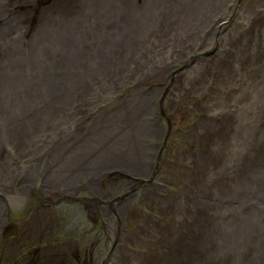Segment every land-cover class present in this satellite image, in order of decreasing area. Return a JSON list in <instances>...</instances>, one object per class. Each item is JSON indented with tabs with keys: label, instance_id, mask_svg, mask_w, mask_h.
Listing matches in <instances>:
<instances>
[{
	"label": "rangeland",
	"instance_id": "374dc122",
	"mask_svg": "<svg viewBox=\"0 0 264 264\" xmlns=\"http://www.w3.org/2000/svg\"><path fill=\"white\" fill-rule=\"evenodd\" d=\"M146 40L159 45L149 49ZM143 56L141 67L132 64ZM149 57L159 63L146 65ZM169 57L174 63L162 65ZM93 64L106 74L88 72ZM197 68L218 83L215 92L201 95ZM230 71L229 107L210 121ZM244 92L248 103L258 99L234 106ZM145 100L148 109L129 107ZM134 117L146 167L117 154L102 159V151L85 173L55 178L61 165L49 161L64 162L60 149L68 164L102 144L110 150L102 140L128 136ZM151 119L168 131L153 141L157 149ZM0 143L8 160L0 264L34 256L36 264H89L81 254L89 245L94 264L107 255V264H264V0H0ZM159 157L155 173L147 171ZM82 185L100 195L61 192ZM107 193L116 207L106 212L99 198Z\"/></svg>",
	"mask_w": 264,
	"mask_h": 264
},
{
	"label": "bare ground",
	"instance_id": "6f19581e",
	"mask_svg": "<svg viewBox=\"0 0 264 264\" xmlns=\"http://www.w3.org/2000/svg\"><path fill=\"white\" fill-rule=\"evenodd\" d=\"M90 2V1H89ZM98 2V1H97ZM109 3V2H108ZM99 4V3H98ZM103 5V4H102ZM117 5H118V3H117ZM108 6V5H107ZM90 7V6H89ZM88 7V8H89ZM104 8V7H103ZM108 8V7H107ZM81 9V8H80ZM109 9V8H108ZM208 9V8H207ZM91 10V9H90ZM95 10V9H94ZM107 10V9H106ZM96 11V10H95ZM117 11V10H116ZM98 12V11H97ZM99 13V12H98ZM108 15V14H107ZM123 15L121 14V17H122ZM117 17V16H116ZM118 17H119V15H118ZM61 18V17H60ZM65 18V17H64ZM123 20L122 21H124V22H126L125 21V19L124 18H122ZM69 20L70 19H68V20H65V21H63L62 22V20H60L61 22H62V24H68L69 23ZM112 21V20H111ZM87 22V21H86ZM128 22V21H127ZM87 23H89V21L87 22ZM105 23V22H104ZM219 23V22H218ZM46 24L47 25H49L47 22H46ZM81 24V23H80ZM114 24V23H113ZM105 25V24H104ZM51 27V26H50ZM99 27V26H98ZM219 27V26H218ZM76 28V27H75ZM107 29V28H106ZM53 30V29H52ZM103 30V29H102ZM106 31V30H105ZM97 32V31H96ZM58 33V32H57ZM86 34V33H85ZM89 34V33H88ZM107 34V33H106ZM65 35V34H64ZM90 35V34H89ZM92 35V34H91ZM102 35V34H101ZM104 35V34H103ZM100 36V35H99ZM105 36V35H104ZM26 38V37H25ZM50 38V37H49ZM76 39V38H75ZM82 40V39H81ZM33 41V40H32ZM68 42V41H67ZM79 42V41H78ZM134 42V41H133ZM146 43V45L149 47V49H150V46H153V47H158V45H159V41H157V42H153V41H149V40H146L145 41ZM151 44H150V43ZM128 43V42H127ZM57 44V43H56ZM163 44L164 43H162V45H160V46H163ZM40 45V44H39ZM78 45V44H77ZM134 45H135V43H134ZM140 45V44H139ZM44 47V46H43ZM167 48V47H166ZM188 48V47H187ZM65 49V48H64ZM81 50L83 49V48H80ZM69 50V49H68ZM48 52V51H47ZM85 52H87V51H85ZM155 52V51H154ZM49 54V53H48ZM99 54H101V53H99ZM103 54V53H102ZM116 54V53H115ZM156 54V53H155ZM140 56V55H139ZM50 57V56H49ZM125 57V56H124ZM166 57H168V56H166ZM166 57H160L161 58V62L164 60V59H166ZM149 58H151V57H149ZM50 59V58H49ZM54 59V58H53ZM141 59V60H140ZM153 59V60H152ZM170 59V60H169ZM42 60V59H41ZM48 60V59H47ZM129 60V59H128ZM106 61V60H105ZM51 62H53V61H51ZM58 62V61H57ZM173 61L171 60V58L169 57L167 60H165V62L164 63H162V65H165V64H173L172 63ZM74 63H75V61H74ZM77 63V62H76ZM159 63V58H151V62H149V63H146V65H148V66H154V65H156V64H158ZM133 65H136V66H140L141 67V64H145V57L143 56V59L142 58H136L135 59V61L132 63ZM49 65V64H48ZM48 65H46V66H48ZM54 65V64H53ZM77 65H78V63H77ZM36 66V65H35ZM40 66H42V65H40ZM56 66V65H55ZM98 66H100V65H98V64H93V65H89V68H91V70H87L88 72H93V70L95 69L96 71H98L97 72V74H99L100 76H102V75H105L106 73H105V69H103L102 71L100 70V68L98 67ZM159 66V65H158ZM57 67V66H56ZM113 67V66H112ZM130 67V66H129ZM50 68V67H49ZM124 68H125V66H124ZM166 68V67H165ZM52 69H54L53 67H52ZM58 68H56V70H57ZM45 70V69H44ZM50 70V69H49ZM120 70V69H119ZM16 71V70H15ZM54 71V70H53ZM72 71V70H71ZM44 72V71H43ZM50 73V72H49ZM95 73V72H94ZM48 74V73H47ZM53 74H56V72L55 73H53ZM58 74H60V72L58 73ZM64 74V73H63ZM45 75V74H44ZM74 75V74H73ZM85 75V74H84ZM41 76V75H40ZM92 76V75H91ZM109 78V77H108ZM88 79V78H87ZM35 82V81H34ZM51 83V82H50ZM99 83V82H98ZM103 84H104V82H103ZM27 85V84H26ZM49 85V84H48ZM78 85V84H77ZM105 86H107L108 87V85H106V84H104ZM104 85H101L104 89L103 90H105L106 89V87L104 86ZM32 86V85H31ZM79 86V85H78ZM26 88H28V87H26ZM64 88V87H63ZM77 89V88H76ZM109 89V88H108ZM41 90V89H40ZM64 90V89H63ZM93 90V89H92ZM47 91H49V90H47ZM55 91V90H54ZM90 92V91H89ZM100 92V91H99ZM107 92H109V91H107ZM107 92H103V94L106 96V93ZM111 92V91H110ZM20 93V92H19ZM18 93V94H19ZM55 93V92H54ZM79 93V92H78ZM112 93V92H111ZM21 94V93H20ZM53 94V93H52ZM65 94V93H64ZM71 94V93H70ZM69 94V95H70ZM110 94V93H109ZM17 95V94H16ZM24 95V94H23ZM101 95V94H100ZM30 96V95H29ZM87 96V95H86ZM25 97V96H24ZM47 97V96H46ZM69 97V96H68ZM67 97V98H68ZM72 97V96H71ZM110 97V96H109ZM35 98V97H34ZM28 99V98H27ZM43 99V98H42ZM72 99V98H71ZM13 101V100H12ZM57 101V100H56ZM12 103V102H11ZM52 103V102H51ZM59 103V102H58ZM99 103V102H98ZM14 104V103H13ZM53 104V103H52ZM61 104V103H60ZM76 104V103H75ZM138 104H141L142 105V109L144 108V109H148L147 107H149V104H150V100L147 102L146 100L145 101H142L141 103H138V102H134V101H132L131 102V104L129 105V107H131V108H137L138 106ZM47 105V104H46ZM57 105V104H56ZM11 106V105H10ZM43 106V105H42ZM50 106V105H49ZM63 106H65V105H63ZM72 106V105H71ZM70 106V107H71ZM137 106V107H136ZM60 107V106H59ZM62 107V106H61ZM67 107V106H66ZM39 108V107H38ZM55 108V107H54ZM56 108H57V106H56ZM55 108V109H56ZM64 108V107H63ZM52 109V108H51ZM64 110V109H63ZM136 110V109H135ZM40 111V110H39ZM56 111V110H55ZM61 111V110H60ZM122 111V110H121ZM48 112V111H47ZM66 112V111H65ZM68 114V113H67ZM23 116V115H22ZM44 116V115H43ZM128 117H129V113H126L125 114V120H128ZM136 119V117H134V118H132L131 120H132V122H130V123H132V126H130V129L131 130H129V134H128V136H124L123 138H117V139H115V138H113V141L112 140H108L109 142H107V141H104V140H102L103 141V143H105V144H108V146L107 147H109L110 148V150L109 149H107L106 148V151L104 150L105 149V146L106 145H104V144H102V145H100V146H104V148L102 149L100 146H98V148H97V150L98 151H94V152H91L92 154H95L94 156H92L90 159L88 158V156H90L91 155V153L89 152V153H85V154H82V158H81V160L79 161V160H76V161H73V159L71 158V155H70V158H71V163L70 164H68V161H69V156L67 155L66 156V153H64V150L63 149H60V156H63L64 155V157L66 158V159H64V162H62V163H60V161H58V159H59V156L58 157H56V158H54V159H52L51 161H49V165L52 163V164H57V163H59V165H61V168L56 172L55 170H54V172H56V175L57 174H59V175H57V177H55V178H61V179H68V180H72L73 179V176H74V174H79L80 172H84L85 173V171H87V169L86 168H84V165L85 166H93V164L95 163V162H93L92 161V159L93 158H95L96 156L98 157V155H100V153L103 151V153L105 152V154L104 155H102V159L103 158H105V157H107V155L109 154V157L107 158V160H110L111 162H114V157H115V154H117L118 155V157H119V159H128L130 162L131 161H137L138 163H139V166L138 167H141V168H144L145 166H146V162H147V157H148V153H145V154H143L142 153V149H141V145L139 144V142H138V139H137V136H136V134H135V127H136V123H137V120H135ZM43 120V119H42ZM46 120V119H45ZM51 120V119H50ZM77 121H79V120H77ZM47 122V121H46ZM241 122V121H240ZM44 123V122H43ZM244 123V122H243ZM64 124V123H63ZM29 125V124H28ZM44 125V124H43ZM161 125V124H160ZM241 125V124H240ZM62 126V125H61ZM128 126V125H127ZM100 127H102V125H101V123H93V125L90 127V131H97V133H100L99 132V130H100ZM91 128H92V130H91ZM242 128V127H241ZM61 129H62V127H61ZM93 131V132H94ZM102 131V130H101ZM145 131H147V129L145 130ZM107 132H111L110 130H107ZM136 132H138V130L136 131ZM148 135H150V137L149 138H151V142H155L156 140H159L160 139V133L162 134L163 133V131H162V129L160 128V126H159V124H158V121H155V120H153V119H151V121H150V124H149V128H148ZM16 133V132H15ZM35 133V132H34ZM112 133V132H111ZM245 133H248V130L247 131H245ZM17 134V133H16ZM115 135V134H114ZM143 135H145V134H143ZM112 136V135H111ZM92 137V136H91ZM94 137V136H93ZM113 137V136H112ZM119 137V136H118ZM85 138V137H84ZM51 139V138H50ZM107 140V139H106ZM13 142V141H12ZM20 142V141H19ZM153 142V143H154ZM152 143V147H155L156 148V146H155V144L156 143H154L153 144ZM9 144V143H8ZM95 144V143H94ZM151 144V143H150ZM18 145H19V143H18ZM27 145V144H26ZM60 145V144H59ZM64 145V144H63ZM117 145V146H116ZM37 146V145H36ZM59 147H61V145L59 146ZM77 147V146H76ZM80 147V146H79ZM91 147V146H90ZM0 148H2V145H1V143H0ZM19 148H20V146H19ZM30 148V147H29ZM158 148V147H157ZM156 148V149H157ZM33 150V149H32ZM27 151V150H26ZM41 151V150H40ZM42 152V151H41ZM29 153V152H28ZM0 154H1V152H0ZM152 154V153H151ZM39 155V154H38ZM124 155V156H123ZM42 156V155H41ZM44 156V155H43ZM56 156H57V153H56ZM79 156V155H78ZM48 157V156H47ZM42 158V157H41ZM8 159V158H7ZM61 159V158H60ZM7 161L8 160H6V159H2V160H0V182L1 181H3L4 179H5V177H6V174L3 172L4 170H1L2 169V166L4 167V166H6L7 165ZM79 161V162H78ZM128 161V162H129ZM140 161H144V164H142ZM131 163H133V162H131ZM106 165V164H105ZM12 168V167H11ZM104 168H105V166H104ZM109 169V168H108ZM107 169V170H108ZM93 170V169H92ZM99 170V169H98ZM94 172V171H93ZM65 173V175L68 177V178H66V177H64L63 178V174ZM12 174V173H11ZM10 175V174H9ZM12 176V175H11ZM79 176H77V178H78ZM5 181H10V179H6ZM65 181V180H64ZM71 184V183H70ZM8 210H7V207H6V204H4L3 205V208H2V210H1V208H0V216L1 215H4V213L5 212H7ZM0 226H1V223H0Z\"/></svg>",
	"mask_w": 264,
	"mask_h": 264
},
{
	"label": "flooded vegetation",
	"instance_id": "af4514ba",
	"mask_svg": "<svg viewBox=\"0 0 264 264\" xmlns=\"http://www.w3.org/2000/svg\"><path fill=\"white\" fill-rule=\"evenodd\" d=\"M193 72L195 74L196 83L201 86V89L199 91L201 93V95H203V91L208 89V88H211L213 92L216 91V88L218 89V83H216L214 79H209L208 78L209 74L206 73L204 68H202V69L197 68V69L193 70ZM221 75H222L221 84L223 85L222 89H224V91L221 93L220 97L222 98V100H224L227 103V105L224 104V102L221 99L219 101H217V102H213L211 104L212 106H211V110H210V118H209L210 121L214 120V118L219 117V115H221V111L223 112V111L227 110V108L229 107V101L231 99V91L230 90H234L232 87H230V85L231 84L234 85V83H235V79H234V77L236 76L235 72L230 71V72L223 73ZM213 77H215L214 74H213ZM244 94L246 95L245 92L244 93H238V94L235 95L236 100H235V105L234 106H237V105H239L241 103H242V106L245 103H247L248 106H251L258 99V97L255 96V99L253 101H251L250 103H248L246 101V99H245ZM163 104H164V97L161 98V105H163ZM162 114L165 115L164 110H162ZM236 114H237V112H236ZM172 116L174 117V115H172ZM166 119L170 120V118H168V116H166ZM161 120H164V118H162ZM170 128H172V126H170ZM165 135H166V137H165V140H166V138L168 137V131H167L165 125H164L162 136L164 137ZM165 140H164V142L162 144V147H160L162 142H160L158 144L159 151L157 153H162L163 147L165 145ZM40 145L42 147H44L45 145H52V142L41 143ZM149 153L151 154V152H149ZM154 154H156V153L152 152L151 157H153ZM148 157H149V154H148ZM148 157H147V159H148ZM157 163H158L157 165L155 164L153 166L148 167L147 171L153 170V172L155 173V171L158 169V165L160 164V157L158 158ZM57 164H59V163H57ZM53 166H52V168H53ZM146 166H147V162H146ZM52 168H51V170H52ZM44 175H48V174H44ZM103 177H104V175L102 177H100V179L98 181V185H97L98 187L101 186ZM132 178L133 177H131L129 179L130 183L137 182L138 184H140L142 182V179H133L132 180ZM81 184H86V183L82 182ZM87 189H90L91 191L94 192V190H93L94 188H91V187H89L87 185H82L79 188H77L76 190H73V191H70V192H64V191H61V192L65 193L64 197L74 198L75 194L79 193L82 190H87ZM44 194L46 195L47 192L44 191ZM94 194H96V193L94 192ZM107 194H108V197H106V199H105V197L99 198V205H102L101 208L105 209L106 212H107L108 209L115 210V207H116V204L114 206V204L109 200V198L112 197L113 195L110 196V193H107ZM99 195H100V193L98 195L96 194V197H98ZM49 199H51V198L49 197ZM49 199L47 201L51 202L52 200H49ZM82 203H86L85 199H81V204L80 205H82ZM109 205H110L111 208L109 207ZM81 254H82V258L84 259V260H82V262H84V263L88 262L89 264H94V252H93L92 246L89 245V246L85 247L84 251L82 250ZM36 260H37V257L34 256L31 259L27 260L25 263L22 262L20 264H36V263H38V262H36ZM49 260H50V258H47V257L41 258L42 264H50ZM105 260L106 261H105L104 264H107L108 262H110L112 260V257L110 255H107ZM74 264H80V262H78V260H75Z\"/></svg>",
	"mask_w": 264,
	"mask_h": 264
}]
</instances>
